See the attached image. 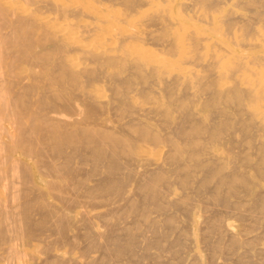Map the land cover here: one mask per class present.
Listing matches in <instances>:
<instances>
[{"label":"bare ground","instance_id":"1","mask_svg":"<svg viewBox=\"0 0 264 264\" xmlns=\"http://www.w3.org/2000/svg\"><path fill=\"white\" fill-rule=\"evenodd\" d=\"M25 2L0 0V264H264V0Z\"/></svg>","mask_w":264,"mask_h":264},{"label":"rangeland","instance_id":"2","mask_svg":"<svg viewBox=\"0 0 264 264\" xmlns=\"http://www.w3.org/2000/svg\"><path fill=\"white\" fill-rule=\"evenodd\" d=\"M2 1L6 2L7 5H9L11 7H17L19 5L27 6V3L25 2V0H2ZM239 11H242V9L239 8ZM41 185H43L42 182H41ZM45 187L46 186L43 185V188L45 190H47L48 192H50V190L45 188ZM69 192L72 193V194L74 193L72 189H70ZM49 199L52 200V201H57L58 202V200L55 199L52 194H49ZM78 205H82V206H77L76 208H74L76 211H74V213H73L74 216H76L78 220H79V218L81 217V215L83 213H86L88 215L94 216L96 213L102 212L105 209V206H99V207L86 206V205H84L82 203L78 204ZM92 221L94 223V227H95L96 230H102L103 229V227H102V223H103L102 218L94 217L92 219ZM230 221H232V219ZM33 242H35L34 245H27L26 247L29 249V251L36 253V255L38 254L40 258L37 261L38 262H42L41 260L44 257V254L39 253V250L42 247V243L40 241H33ZM59 253L62 254V255H65V257H68V258H75L78 262H82V263L86 262L87 258L89 257V256H86V255L82 254L77 249H71V247L68 246V245H65L62 248V250H60ZM201 253H202V256H205V253L202 250H201ZM98 254H99L98 251H92L91 252V255H98Z\"/></svg>","mask_w":264,"mask_h":264}]
</instances>
